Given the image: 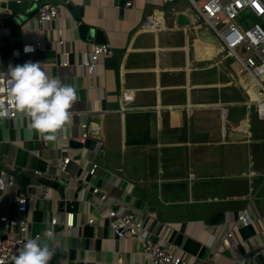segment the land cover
I'll list each match as a JSON object with an SVG mask.
<instances>
[{
	"label": "crops",
	"instance_id": "crops-1",
	"mask_svg": "<svg viewBox=\"0 0 264 264\" xmlns=\"http://www.w3.org/2000/svg\"><path fill=\"white\" fill-rule=\"evenodd\" d=\"M204 1L65 0L57 3L61 17L46 26L37 14L23 12L19 35L3 26L15 14L0 6V68L37 54L12 58L17 42L24 50L40 41L46 54L35 62L72 85L78 97L71 120L48 147L17 117L0 119V155L15 164L21 192L38 196L43 183L33 171H54L64 140L73 149L67 171L53 178L65 186V204L59 190L47 186L49 198L32 199L28 213L33 232L58 218L50 264H152L141 239L117 238L101 217L102 202L89 192L81 198L73 177L109 192L113 206L145 219L148 233L191 264H264V119L241 74L221 58V41L201 18ZM80 24L101 30L112 47L94 74L79 68L96 43L81 38ZM233 73L239 85L229 80ZM83 123L90 127L86 139ZM94 162L99 166L92 175ZM246 208L248 224L239 220ZM68 211L72 228L64 224ZM0 214L18 215L16 204L0 197ZM93 216L99 219L89 223Z\"/></svg>",
	"mask_w": 264,
	"mask_h": 264
},
{
	"label": "built area",
	"instance_id": "built-area-1",
	"mask_svg": "<svg viewBox=\"0 0 264 264\" xmlns=\"http://www.w3.org/2000/svg\"><path fill=\"white\" fill-rule=\"evenodd\" d=\"M41 0H34V4H38ZM171 1V0H166ZM128 2L127 5H130ZM31 12L28 7L25 12ZM201 16L205 23L215 32L224 48V58L234 57L237 62L245 70L244 74L239 77L240 84L244 86L247 92H252L251 99L253 106L259 118L264 119V79L254 72L253 68L262 62L264 65V0H205L200 7ZM248 16L256 17L259 21L254 24L245 25ZM61 17V7L57 3H46L39 7L37 13V22L41 26H46L54 19ZM244 18V22H239L238 18ZM150 27L157 28L158 24H152ZM60 34L62 32L60 31ZM60 43H63L61 40ZM26 46H30L33 50L28 51L35 53L42 46V42L37 41ZM25 46V47H26ZM112 52L111 44L95 43L90 51H87L79 65L80 70H85L89 74L99 71L102 66L103 58ZM27 53L24 50L15 49L12 52V58L20 57ZM1 55V46H0ZM7 69L0 68V77ZM16 115L10 110L7 119L15 118ZM0 118V119H4ZM83 139L89 137V124L83 123ZM43 140V139H42ZM50 142V141H49ZM49 142L44 141L48 147ZM101 144V143H100ZM63 157L55 164L54 171L46 172L41 169H35L36 177L57 178L62 172L67 171L68 164L71 161L73 149L70 143L64 140L61 143ZM99 164L93 163L90 174H95ZM0 169L4 174H0V197L9 198L10 202L16 204L18 215L9 216L0 214V264H7L12 261V256L17 254L18 249L26 238L35 237L40 232L32 231L33 220L29 216L31 210V201L36 198H49L48 187L40 184V194H31L30 192H21L18 190L17 176L14 175L16 170L15 164L4 161L0 155ZM71 182L77 184L81 188V198L85 192L91 193L99 198L103 204L104 213L101 215L105 218L113 230L114 235L119 238H140L144 244L146 252L151 257L152 264H191L183 256L176 254L171 245H167L161 240H156L154 236L147 232L145 219L138 218L136 214L125 208L124 206L115 207L111 203L109 192L105 191L99 185L89 186L87 181L80 177L71 178ZM14 188L15 192H8V188ZM122 207V208H120ZM99 218L93 216L89 219V223H95ZM239 220L244 224H248L251 220L248 215V209H244L239 214ZM50 227L47 230L53 231L54 226L58 224V218L53 217L49 221ZM65 227L74 226V213L67 212L65 215ZM233 236L229 232L225 238L229 242ZM202 264H214L212 259L205 260Z\"/></svg>",
	"mask_w": 264,
	"mask_h": 264
},
{
	"label": "clouds",
	"instance_id": "clouds-1",
	"mask_svg": "<svg viewBox=\"0 0 264 264\" xmlns=\"http://www.w3.org/2000/svg\"><path fill=\"white\" fill-rule=\"evenodd\" d=\"M32 50L25 47L26 52ZM77 101L76 89L51 76L39 61L9 65L0 77V118L11 110L27 133H37L46 142L58 141L57 134L71 120ZM54 246L58 247L53 231L45 229L26 238L12 264H50Z\"/></svg>",
	"mask_w": 264,
	"mask_h": 264
},
{
	"label": "water",
	"instance_id": "water-1",
	"mask_svg": "<svg viewBox=\"0 0 264 264\" xmlns=\"http://www.w3.org/2000/svg\"><path fill=\"white\" fill-rule=\"evenodd\" d=\"M49 2H50V0H41L38 4H34V0H2L0 3L1 8L8 7L9 10H11V12L13 14H15L14 17L7 18L4 21L3 26L5 28L9 26L11 32L14 35H19L20 34L19 25L25 20L23 12H25V10L28 7H31L32 11L29 13V15L34 16L38 13L39 7H41L42 5L49 3ZM51 2L63 4L65 2V0H51ZM72 15L76 21L80 20V15H79L77 10H74L72 12ZM187 22L188 21L183 18V23H187ZM79 31H80L81 38L84 40L95 38L96 43H105L106 42L105 34L101 30H95L93 28H90L88 25L80 24L79 25ZM2 41L4 43H7L9 41V37L7 35H4L2 38ZM15 47L18 49H22L23 43L17 42L15 44ZM1 51H3V49H1ZM42 54H46V52L39 49V50H37L36 55H34V56L31 55L29 57H28V55H26V57L30 58L31 61L35 62V58H37V57L40 58V56ZM48 54L54 55V52H51ZM71 144L73 146H75V145L81 146L80 142H71ZM39 181L48 187L51 186L53 188L58 189L60 194H61V198H62L61 205L65 204V193H64L65 186L62 185L61 181H59L58 179H51V178H46V177H40ZM80 190H81V188L79 189V191Z\"/></svg>",
	"mask_w": 264,
	"mask_h": 264
},
{
	"label": "rangeland",
	"instance_id": "rangeland-1",
	"mask_svg": "<svg viewBox=\"0 0 264 264\" xmlns=\"http://www.w3.org/2000/svg\"><path fill=\"white\" fill-rule=\"evenodd\" d=\"M201 18L204 21L202 16H201ZM237 20L239 22H242V23L244 22L243 17L238 18ZM247 21H249V22H244L245 25L254 24V23L258 22L259 20L256 17L248 16ZM221 58H223V60H225V64H227L228 67L230 68V70H232L234 73H236V75L245 73V70L243 69V67L238 62H236L234 57L230 56L227 59H224V57H221ZM253 70H254V72L259 74L264 79V65L262 62H259L258 65L253 68ZM234 73H233L232 78L230 77L229 80H232L233 83H235L236 85H239L234 81V79L236 78Z\"/></svg>",
	"mask_w": 264,
	"mask_h": 264
}]
</instances>
